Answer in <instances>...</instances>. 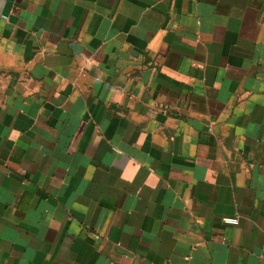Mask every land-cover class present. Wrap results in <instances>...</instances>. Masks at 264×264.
Masks as SVG:
<instances>
[{
    "label": "crops",
    "instance_id": "obj_1",
    "mask_svg": "<svg viewBox=\"0 0 264 264\" xmlns=\"http://www.w3.org/2000/svg\"><path fill=\"white\" fill-rule=\"evenodd\" d=\"M0 264H264V0H0Z\"/></svg>",
    "mask_w": 264,
    "mask_h": 264
},
{
    "label": "built area",
    "instance_id": "obj_2",
    "mask_svg": "<svg viewBox=\"0 0 264 264\" xmlns=\"http://www.w3.org/2000/svg\"><path fill=\"white\" fill-rule=\"evenodd\" d=\"M223 222L227 224H238L239 218L237 216H224Z\"/></svg>",
    "mask_w": 264,
    "mask_h": 264
}]
</instances>
